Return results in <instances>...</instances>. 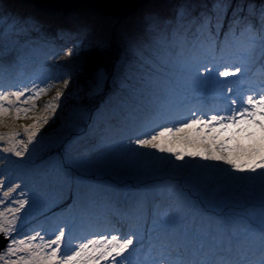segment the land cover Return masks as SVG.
Listing matches in <instances>:
<instances>
[{
  "label": "rangeland",
  "instance_id": "374dc122",
  "mask_svg": "<svg viewBox=\"0 0 264 264\" xmlns=\"http://www.w3.org/2000/svg\"><path fill=\"white\" fill-rule=\"evenodd\" d=\"M177 3L151 0L122 18L102 15L88 6L68 15H45L24 0H0V90L29 89L15 105L28 111L17 113L13 107L0 117V181L13 185L12 191L0 186V196L6 192L13 199L7 207L6 201L0 204V211L11 218V209L18 206L15 200L28 199L33 207L21 209V213L27 210L22 231L44 229L52 234L57 223L71 222L69 255L80 242L104 236L103 243L112 235L119 239L136 231L142 247L132 257L133 264H148L162 247L171 245H179L190 259H202L210 243L202 229L210 218L222 249L217 259L260 264L264 258V182L260 179L264 167H260V153L238 154L241 149L259 147L264 133L247 116L245 122L226 121L228 128L210 117H227L241 107L255 110L246 99L259 100L264 95V66L249 63L241 72L230 68L234 75L214 73L209 78L203 68L196 71L193 57L201 63L213 60L219 71L234 64L235 58L195 49L190 34L184 43L170 38L157 44L154 37L164 20L174 18ZM20 17L31 18L34 26L18 33L14 29L19 25H13V20ZM54 24L64 40L49 46L46 26ZM153 24L157 30L151 28ZM170 31L169 27V37ZM73 45V54L84 48L117 47L116 65L106 81L104 71L92 74L99 85L90 94L95 101L82 99L76 74L72 77L58 70L64 52ZM143 57L152 63L140 68ZM130 69L141 73V78L127 80L130 89L121 90L120 82ZM95 80L88 83L93 86ZM217 80L223 83L216 84ZM37 91L36 99L26 100ZM118 94L123 98L120 104ZM4 104L9 106L8 101ZM193 115L203 119L177 132ZM163 127L173 130L159 139L161 149L129 144L140 132H158ZM30 133L35 134L31 141ZM69 144L72 150H66ZM81 144H87L86 152L77 147ZM13 149L24 155L16 156ZM213 155L234 159L241 168ZM55 172L65 177V184L52 185L50 177ZM68 235L65 228L61 249ZM110 259L99 264H109Z\"/></svg>",
  "mask_w": 264,
  "mask_h": 264
},
{
  "label": "snow or ice",
  "instance_id": "6c2138e0",
  "mask_svg": "<svg viewBox=\"0 0 264 264\" xmlns=\"http://www.w3.org/2000/svg\"><path fill=\"white\" fill-rule=\"evenodd\" d=\"M2 11L3 5L0 4V12ZM0 19H3V17H0ZM13 25H19L18 28L14 29L18 33L26 32L34 26L29 17L16 18L13 20ZM163 25L164 27L158 30V35L154 37V41L157 44L169 41L170 38L172 42L179 40L180 43H184L190 34L192 37L191 43L195 49H203L209 53L219 51L222 56L227 54L235 58L236 62L234 64L224 65V70L219 71L213 64V60L201 63L197 57H193L196 71L199 72L203 68L209 78L214 73L224 77L234 75V73H230V68L234 67L235 72H241V69H246L249 63L259 62L264 66V0H260L259 4H257L256 0H211L210 3L207 0H178L175 5L174 18L164 20ZM169 27L171 29L170 37ZM151 28L157 30L155 24L151 25ZM145 47H148V45ZM74 48L75 45L72 48H68L67 54L72 55ZM150 63L152 61L149 57H143V63L140 68H143L144 64ZM209 64H213V67H209ZM140 78L141 73H138L136 69H130L128 77L120 82L121 90L130 89V85L126 82L127 80L136 79L139 82ZM215 83L222 84L223 82L217 80ZM64 84L66 86L68 80H65ZM228 90L232 91V89ZM25 92H29L27 87L15 92L0 90V117L10 112L15 107L16 101H19ZM39 94V91L36 92L35 96L30 93L26 100H34ZM60 95V92L56 93L57 98ZM10 97L15 99L10 100ZM4 101H8V107H5ZM122 102L123 98L118 94L116 103L120 104ZM232 103L236 104L237 101L233 100ZM246 104L253 105L255 110L250 111L248 107H241L227 117L212 115L210 119L223 125L224 128H228L230 124L226 123V121H231V123L245 122V117L247 116L249 122L257 124L261 133H264V95L259 100H254L252 96H248ZM49 107L54 111L53 106L49 105ZM28 110L15 107L17 113ZM257 116L260 117V120H256ZM237 117H239V120ZM202 119L203 116L193 115L190 121L182 123L180 127L176 128V131L181 132L185 128H191L200 123ZM43 123H47L46 118ZM172 130L170 127H163L158 132L155 129L142 131L136 136L134 141L130 139L129 144L134 143L135 145L161 149V144L158 142L159 139ZM34 135V133L29 134V141L34 138ZM77 147L81 151L86 152L88 146L87 144H81ZM72 148L73 145L69 144L66 150H72ZM168 150L171 151V149ZM5 151H8V149H5ZM13 151H15L16 156L24 155L21 151L14 149ZM245 152L253 157L256 153H260V167H264V135L260 138L259 147L241 149L238 155H242ZM199 154L203 155V153ZM192 155H197V153ZM212 158L226 160L233 168H241V165L236 160L227 156L213 155ZM245 167H249L252 172L256 170L251 164H247ZM260 179L264 182V172L260 173ZM50 182L53 186L63 185L66 183V179L59 172H55L50 177ZM0 186L6 187L9 191L13 190V185L6 180L0 181ZM22 195L23 193L21 192ZM83 195L89 194L84 193ZM5 201L7 202L6 207L13 202V199L9 198L6 192L3 196H0V204H5ZM15 202L18 206L11 209V218L6 216L5 212L0 211V240H3L5 245L3 249H0V261L3 264H99L100 260H106L109 257L111 258L109 264H133L132 257L142 247L139 233L131 231L119 239L117 235H112L111 239L103 243L101 241L105 240L104 236H101L100 240L89 239L86 242H80L77 246L71 248V254L69 255L67 250L73 239L71 235L73 224L71 222L57 223L52 234L47 233L44 229L22 231L27 224V210L21 213V209H24L25 205L31 208L33 204L28 199L18 198ZM18 213L19 215H17ZM159 227L161 231H165V226L161 225ZM65 228L68 229L69 235L67 240L63 241L64 249H61L62 239L65 237ZM202 231L205 238L210 239L207 251L203 252L202 259H190L179 250V245H171L162 247L157 256L152 258L148 264H248L244 259L239 262H233L223 258H216L222 249L216 242L215 229L210 218L204 223ZM46 236H49V238L46 239ZM51 236H54V238H51ZM37 240L39 242L34 243ZM204 247V244H201V249H204ZM262 251H264V245H262ZM19 253L24 254L18 255ZM14 256L15 259L12 258ZM260 264H264V258H262Z\"/></svg>",
  "mask_w": 264,
  "mask_h": 264
},
{
  "label": "trees",
  "instance_id": "16d2710c",
  "mask_svg": "<svg viewBox=\"0 0 264 264\" xmlns=\"http://www.w3.org/2000/svg\"><path fill=\"white\" fill-rule=\"evenodd\" d=\"M57 27H58L57 24H54L53 26H46L47 30H46L45 40L49 46L53 44L60 45V43L63 42L64 40V36L57 34L59 32L56 31L59 29ZM50 42H52L53 44H50ZM116 49H117L116 46H112L110 48L107 47V49L103 48L100 50L96 48L93 49L84 48L82 52L75 53L72 56L68 55L66 51L65 52L63 51L64 54L65 53L66 54L64 55L65 57L60 63L58 70H60V73L62 74H68V76L74 77L77 75L78 76L77 84L79 85L78 87H80V89L83 90L82 99L85 98V102L95 101V99L91 100L90 98L91 97L90 94L93 93L95 87L99 86L97 85L94 76L96 74L98 75L100 71H104V74H106L105 75V81H106V76H110L113 73V69L115 68L116 61L118 58ZM92 74L95 75L93 76ZM91 79L95 80L93 86L92 84L88 83V80ZM87 83L89 84V86L87 85ZM97 100H98L97 104L101 106V102H100L101 99H97ZM121 219L122 220L120 222L122 223L123 218L121 217Z\"/></svg>",
  "mask_w": 264,
  "mask_h": 264
},
{
  "label": "water",
  "instance_id": "95a60500",
  "mask_svg": "<svg viewBox=\"0 0 264 264\" xmlns=\"http://www.w3.org/2000/svg\"><path fill=\"white\" fill-rule=\"evenodd\" d=\"M37 10L46 14L63 12L68 15L86 6L96 9L100 14L110 17H128L139 11L151 0H24ZM5 247L0 240V249Z\"/></svg>",
  "mask_w": 264,
  "mask_h": 264
},
{
  "label": "bare ground",
  "instance_id": "6f19581e",
  "mask_svg": "<svg viewBox=\"0 0 264 264\" xmlns=\"http://www.w3.org/2000/svg\"><path fill=\"white\" fill-rule=\"evenodd\" d=\"M145 5H146V4H145ZM145 5H144V6H145Z\"/></svg>",
  "mask_w": 264,
  "mask_h": 264
}]
</instances>
